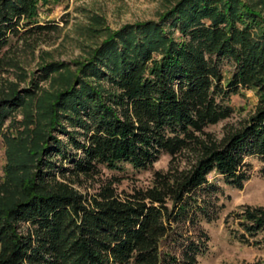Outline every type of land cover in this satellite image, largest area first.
I'll return each instance as SVG.
<instances>
[{
  "label": "trees",
  "instance_id": "obj_1",
  "mask_svg": "<svg viewBox=\"0 0 264 264\" xmlns=\"http://www.w3.org/2000/svg\"><path fill=\"white\" fill-rule=\"evenodd\" d=\"M160 1L156 20L110 31L41 111L39 143L0 190V264H197L208 251L205 224L224 207L209 176L240 189L245 159L264 157V0ZM39 2L0 0V53L55 28L38 23ZM240 90L256 94L252 110L220 137L206 130L231 117ZM31 92L0 99V125ZM161 154L167 167L145 187L118 191L100 177L101 167L148 170ZM85 181L92 191L77 188ZM224 223L258 244L264 206L239 205Z\"/></svg>",
  "mask_w": 264,
  "mask_h": 264
},
{
  "label": "rangeland",
  "instance_id": "obj_2",
  "mask_svg": "<svg viewBox=\"0 0 264 264\" xmlns=\"http://www.w3.org/2000/svg\"><path fill=\"white\" fill-rule=\"evenodd\" d=\"M164 8L160 0H46L38 3V23L52 24L55 28L26 34L20 40L11 38L0 53V99L12 91L20 94L27 89L32 91L23 104L11 108L0 125V190L3 191L10 180L12 165L17 162L15 158L28 162L26 152L39 143L37 133L43 128L45 118L41 111L65 85L77 63L87 58L110 31L127 23L156 20ZM51 61L64 62L66 67L42 76L40 67ZM230 68V63L224 61L226 76ZM256 99L253 90L232 94L229 104L234 107V113L206 130L220 137L223 127L246 116ZM169 158L168 154H161L148 170H137L129 164H123L120 169L101 167L100 177L112 179L118 191H131L149 185L152 172L165 169ZM245 161L249 179L240 189L224 184L219 175L209 176L223 188L224 207L216 221L205 224L210 236L209 249L198 258L197 264H264V232L256 236L260 243L244 244L230 236L224 223L225 215L239 205L264 206V157L249 156ZM77 188L92 191L90 181Z\"/></svg>",
  "mask_w": 264,
  "mask_h": 264
}]
</instances>
